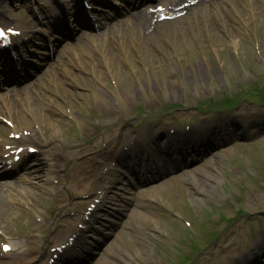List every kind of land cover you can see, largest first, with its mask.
<instances>
[{"label":"rangeland","instance_id":"obj_1","mask_svg":"<svg viewBox=\"0 0 264 264\" xmlns=\"http://www.w3.org/2000/svg\"><path fill=\"white\" fill-rule=\"evenodd\" d=\"M57 4V0H0V22L13 18L35 30L38 22L46 18L35 20L33 10L46 17ZM191 29L182 35L158 36L154 48L139 47L137 54L122 59L124 66L119 65L118 70L111 69L110 62L103 63L106 58L121 63V50L115 40L105 43L101 39L90 40L82 50L74 48L61 59L60 63L69 66L66 73L55 71L54 79L52 76L40 87L43 100L37 103L46 109L42 112L49 114V108H60L50 101L60 106L69 101L80 126L74 121L70 123L68 115L56 118V126L48 134L50 140L40 145V149H48L47 155L40 152V159L47 164L44 176L42 179L31 176L29 183L24 178L26 183L17 184L20 188L15 194L9 193L5 203L0 204V264H41L46 259V253L41 255L43 246L55 245L62 230L75 228L85 208L93 202L97 186L113 178L104 175L112 165L104 152L114 146V138L124 134L125 139L138 136L137 143L131 140V148L125 151L140 159L147 149L165 147L169 141L162 138L169 130L186 131L176 138L188 141H193L191 136L196 133L206 143L214 134L196 130L200 126L216 130L239 116L240 109L246 113L253 110L255 114L250 122H241L239 133L223 147L214 148L212 154L221 159L216 162L220 182L213 197L197 196L198 202H193L189 178L192 172L209 173L218 156L206 154V160L192 161L191 156L195 157L192 152L187 154V164L174 165L161 179L136 190L138 195L145 187L156 188L154 192L145 191L148 194L144 196L139 194L129 205L126 216L114 229V236L124 244L125 253L137 254L130 264H175L182 258L188 259L191 246L192 255L196 253L194 248H201L190 263L198 264L199 255L208 248H217L221 240L222 243L232 240H227L224 237L227 232L223 231L259 226L261 220L264 223V199L254 206L248 203L258 202V197L264 194V107H260L255 97H243L251 90L259 92V87L264 90V0H236L209 6L195 15ZM39 38L33 37L28 46H35L33 42ZM78 57L84 58L88 65L76 66L73 62L72 69L66 62ZM94 70L97 79L90 80ZM76 80H85L88 88L79 86ZM66 91L83 97L62 98L60 95ZM224 97L240 101L224 106ZM102 99L112 111L105 110L107 104ZM28 121L33 123L31 116ZM168 134L173 138L172 133ZM137 150L142 154L136 155ZM124 169L130 172L131 167ZM124 183L117 187L132 191ZM121 196L126 198L130 194L122 191L116 200ZM116 200L107 199L94 215L104 218V212L113 203H120ZM136 210L143 218L135 214ZM76 212L79 217L70 225L66 220L74 218ZM91 225L101 227L95 222ZM187 230L192 231V241ZM1 243H9L17 250L5 253ZM30 244L37 253L30 250ZM39 258L40 262L34 263ZM97 258L103 260L102 253ZM215 258L216 253L207 256L205 264H214Z\"/></svg>","mask_w":264,"mask_h":264},{"label":"bare ground","instance_id":"obj_2","mask_svg":"<svg viewBox=\"0 0 264 264\" xmlns=\"http://www.w3.org/2000/svg\"><path fill=\"white\" fill-rule=\"evenodd\" d=\"M222 1V2H220ZM236 0H210V1H205V0H198V2L194 5V6H183L181 8H178V6L180 5L179 2L180 0H169L167 6H165V8L167 7L168 12L166 13L168 14H173V16L171 18H169L168 20H155V22H152L151 20V13L149 12H143V11H139L136 12L135 14H130L127 13L125 14L124 20L121 22H118L113 28L107 30L104 33V37L105 39H110V40H115L117 47L119 48V50H121V55L119 58V61H121V63H118L117 61H115L113 58H106L105 62L103 63H109V67L112 69H119V65L124 66V63H122L123 58L124 59H128L131 56H133V54H137L138 53V48L139 47H144L146 49L149 48H154L155 47V42H156V38L158 36H161L162 38H166L169 36H174L176 34L178 35H182L185 32L190 31V29L192 28V23H193V19L195 17V15L197 13H199L200 11H202L203 9L209 7V6H215L216 3L220 4V3H234ZM216 4V5H218ZM178 8V9H177ZM185 10V11H183ZM182 11V12H181ZM179 12H181V14H178ZM80 18V16L78 14H74V19H78ZM192 30V29H191ZM115 33V34H114ZM84 34H88V32H84ZM113 34V35H112ZM91 35V33H90ZM118 37V38H117ZM14 39L16 40V37H14ZM82 44H79V46ZM144 45L148 46L149 48L145 47ZM69 46V45H68ZM65 47V46H64ZM82 48V47H81ZM107 55V53L105 54V56ZM107 57H110V55L108 54ZM74 62V61H73ZM74 64H76V66H85L88 65L87 61L84 60V58H80L78 57ZM89 64H94L93 62L89 63ZM94 66L91 67V69ZM106 68H108L107 66H104ZM117 69V70H118ZM102 70V69H101ZM96 71H92V73H90V80L92 78L97 79L96 76ZM77 84L83 88H88L84 83L86 82L85 80H76ZM83 83V84H82ZM82 84V85H81ZM32 96H30V94H24L22 96L28 95L24 100V102L22 104H20L19 106L15 107L12 104L7 105V108H3L5 111V113L7 114V116H9L12 122H15V124L12 125L14 130H18L17 128L20 127L21 130V134L23 135V131L27 130L29 132V135L27 137H23L20 136V140H22V142L27 143V142H36V145H38L40 143L39 139H34L32 136H30V132H34L31 124L28 120L27 117H32V118H36L38 119V121L40 123H42L43 125H49V127H53L55 124V122L51 121V118L45 115H41V112H39L38 110V101L43 100V97L41 98L40 94H35L37 91L36 89H32ZM66 90V89H65ZM67 92V91H66ZM30 93V91H29ZM75 94L74 93H65L63 92L60 96L62 98H66V97H71ZM44 95V94H43ZM74 97H83L82 94H78L76 93ZM20 101V100H19ZM103 104H107L105 105V110L108 111H112L111 106L109 105V103L105 100L102 99ZM64 106H67V109H69V111L67 112L66 110H64V108L60 107L61 111L55 115H64L65 113H68L69 115H71L72 117H74L71 113H73L72 109H73V105L72 103H70L69 101H65L64 102ZM2 110V108L0 107V111ZM241 116H243L244 114H251L246 113L244 110L240 112ZM238 123V121H237ZM42 124L38 125V129L41 127ZM24 125V126H23ZM12 129V128H11ZM12 129V130H13ZM230 128L228 127V130ZM7 130V128H2L0 126V131L1 134H3L5 131ZM220 131V130H219ZM225 131V129H224ZM230 131V130H229ZM17 132V131H15ZM231 132V131H230ZM214 131H211V135L214 134ZM43 139H45V137L43 136ZM49 139V136H46V140ZM4 144H10L15 146V144L18 142L16 139H11L8 137H4L0 139V144L3 143ZM220 143V142H216ZM117 147L119 149H122L123 146L129 145V143H124V141H119L117 142ZM198 148L196 146H194L193 151H195V149ZM175 149H180L179 146L175 147ZM46 151H44L45 153ZM220 156L216 157V160L214 161L215 164H213L210 167V172L209 173H205L203 171L201 172H192V176L189 178V183L191 186V198L193 202H198V198L197 196H206V197H213L214 191H215V187L216 185L220 182V177L218 176V169H217V164L216 162H220L219 161ZM221 159V158H220ZM149 161V160H148ZM153 162V161H152ZM170 164V163H169ZM44 166H46V164H44L41 159H38L36 161V163H33L31 165H28L25 170V174H27V178L28 180H30V175L33 174V177L36 179H42V177L44 176ZM159 167V166H158ZM164 167V166H163ZM144 169L146 171V173H151V171L156 170L157 167L155 165H152L150 162H146L144 165ZM157 177H159V173H157ZM22 178H18L17 180H21ZM156 179V178H154ZM15 183H17V181H14ZM17 185H15L14 183H3L0 184V203H4L5 199L7 198V194L5 195V193H3L4 191H7L8 193H10L11 195H13L16 191ZM4 189V191L2 190ZM101 189H104V187H102ZM114 190H116L115 187H113ZM147 192H154L156 190L155 187L151 186L149 188H147ZM146 190V189H145ZM17 192H20L19 190ZM102 193V191H101ZM143 191L140 194L141 196H144L148 193H145ZM100 194V193H99ZM109 193H105L103 192V195H97V197H109L108 196ZM116 196H118L116 194ZM128 202L122 203L118 206V208L115 209V214L117 215H121L122 213H124L127 209V203H130L132 200L130 198H128L127 200ZM140 207V206H139ZM135 214L138 215L139 217L143 218L142 213L139 210L135 211ZM72 221H74L75 219L72 218ZM61 221H63L61 219ZM112 222V220H111ZM110 224V223H109ZM75 230V228H73ZM80 230L78 228H76V231H73L78 233V236L76 238V242L78 243V245H82L81 247H79L78 249V254L82 255L84 252L86 251L85 257L88 256V253L93 249V246L90 245L91 242H87L88 244L85 246L83 244H85L86 242L83 239L82 236V231H77ZM137 236V235H136ZM137 239V238H136ZM85 242V243H83ZM264 238L260 241L257 242L256 246H259V249L257 251H253L252 253H237L235 255V252L237 251V248L234 247L231 244H224V243H220L217 246L221 247V252H222V258L226 259V261L228 262V264H244L245 262L249 261V260H255L257 259V255L261 252L264 251ZM124 244L122 242L119 241V239L117 237H114L112 242L108 245L107 247V252L105 254L104 260H99L102 262H98L99 264H130L131 260L135 258V256H137V254H132V255H128V253H125V249H124ZM34 246L31 247L30 244V250H34V253H37V249L33 248ZM50 251L49 246L46 244V247L43 246V253L46 251L45 250ZM49 248V249H48ZM15 250V249H14ZM77 251V250H76ZM112 251V252H111ZM109 252H111V255L109 254ZM24 253H21L20 256L23 257ZM90 254V253H89ZM110 256V257H109ZM139 256V255H138ZM69 258H65L64 260L67 261H72L75 256L73 257V255L68 256ZM223 261V260H222Z\"/></svg>","mask_w":264,"mask_h":264},{"label":"snow or ice","instance_id":"obj_3","mask_svg":"<svg viewBox=\"0 0 264 264\" xmlns=\"http://www.w3.org/2000/svg\"><path fill=\"white\" fill-rule=\"evenodd\" d=\"M4 35L3 31H0V37H2ZM5 250H7V246H5Z\"/></svg>","mask_w":264,"mask_h":264}]
</instances>
